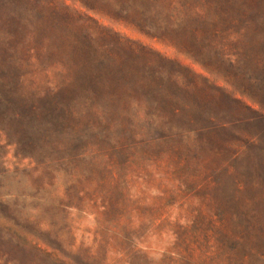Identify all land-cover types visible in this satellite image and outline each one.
<instances>
[{"label": "rangeland", "instance_id": "374dc122", "mask_svg": "<svg viewBox=\"0 0 264 264\" xmlns=\"http://www.w3.org/2000/svg\"><path fill=\"white\" fill-rule=\"evenodd\" d=\"M244 93L264 0H0V264H264Z\"/></svg>", "mask_w": 264, "mask_h": 264}, {"label": "trees", "instance_id": "16d2710c", "mask_svg": "<svg viewBox=\"0 0 264 264\" xmlns=\"http://www.w3.org/2000/svg\"><path fill=\"white\" fill-rule=\"evenodd\" d=\"M241 92H243V91H241ZM244 94H247V98H249L250 100H252L253 102H255V103H258L259 105H260V107H261V111H262V113H260V114H258L256 117H253V118H249V119H244L243 121H245V122H251V121H254V120H264V105L261 103V101H259V100H257V99H255V97H252L251 95H248V93H244ZM245 96V95H244ZM249 96V97H248ZM251 96V97H250ZM236 99V101H238L239 103H244V105L246 106V107H248V108H250V109H253V107L251 106V105H249V104H247V103H245L243 100H241V99H239V98H235ZM175 111L177 112V111H179V109H175ZM243 121H241V122H243ZM227 128V125L225 124V123H222V124H218V125H215V124H212L211 125V130L209 129V133H212V134H224L222 131H225V129ZM202 129H205V128H203V127H201L200 129H198V130H202ZM194 131H189L188 132V135H191L192 133H193ZM164 134V133H163ZM187 134V133H186ZM165 135V134H164ZM260 138V135H259V133H255L254 135H246L245 134V139H246V141H247V146H256V145H258V143L260 142V141H262V139L260 140L259 139ZM239 157H240V155H238V154H235L234 155V161H237L238 159H239ZM230 165H232V164H230Z\"/></svg>", "mask_w": 264, "mask_h": 264}]
</instances>
